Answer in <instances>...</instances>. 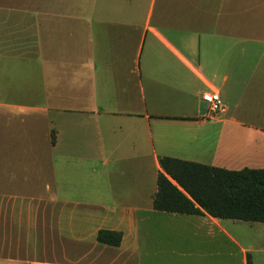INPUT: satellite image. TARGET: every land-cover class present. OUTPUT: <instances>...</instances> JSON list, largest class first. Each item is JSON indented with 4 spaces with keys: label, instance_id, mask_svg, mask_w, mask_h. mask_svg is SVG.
<instances>
[{
    "label": "crops",
    "instance_id": "obj_1",
    "mask_svg": "<svg viewBox=\"0 0 264 264\" xmlns=\"http://www.w3.org/2000/svg\"><path fill=\"white\" fill-rule=\"evenodd\" d=\"M203 1L32 0L0 86L17 65L41 105L0 94V134L24 110L51 128L38 164L0 158V264H264V224L154 209L162 157L264 169V0ZM51 235L85 250L15 249L65 253Z\"/></svg>",
    "mask_w": 264,
    "mask_h": 264
},
{
    "label": "trees",
    "instance_id": "obj_2",
    "mask_svg": "<svg viewBox=\"0 0 264 264\" xmlns=\"http://www.w3.org/2000/svg\"><path fill=\"white\" fill-rule=\"evenodd\" d=\"M159 163L156 211L264 224V169L230 171L172 157H162ZM122 241L117 231L97 235L102 246L119 248ZM248 264H253L250 255Z\"/></svg>",
    "mask_w": 264,
    "mask_h": 264
},
{
    "label": "rangeland",
    "instance_id": "obj_3",
    "mask_svg": "<svg viewBox=\"0 0 264 264\" xmlns=\"http://www.w3.org/2000/svg\"><path fill=\"white\" fill-rule=\"evenodd\" d=\"M212 7L206 3V0L201 2V14L207 18L208 10ZM31 9L32 0H0V46L3 47L7 41L8 43L16 42L19 39V20L26 14H31ZM18 69L19 67L16 65L13 70L14 72L8 75L6 81H3L2 86H0V94L6 99L8 98L13 101L28 104L27 107L37 108V106L41 105L40 92L34 96L31 91L33 88L31 84L32 80L19 79ZM36 88L39 90L38 86ZM14 120L11 122L15 124L14 126L9 127L5 124L3 125L5 130L0 134V158L19 160L20 156L23 159H32V163L35 162L38 164L39 160H42L46 154L47 149L44 146L46 145L47 137L50 135L51 125L44 117H38V113L26 110L21 113V116L14 117ZM251 120L257 121L258 124L264 123V119L261 118H251ZM45 162L42 161L40 164ZM58 209H55V214L58 213ZM51 237L53 238L52 235ZM53 239L56 243H60L59 245L66 247L67 251L65 253L62 252L61 248L56 245L55 249L52 250L45 247L43 250L33 251L32 248L27 247L24 239L20 238V236L19 246L15 247V249L18 250L20 255H37L41 258L57 261H65L67 258H73V256L85 250L84 247L74 246L69 242L57 241L55 237ZM12 252L15 253L16 251L13 249Z\"/></svg>",
    "mask_w": 264,
    "mask_h": 264
},
{
    "label": "built area",
    "instance_id": "obj_4",
    "mask_svg": "<svg viewBox=\"0 0 264 264\" xmlns=\"http://www.w3.org/2000/svg\"><path fill=\"white\" fill-rule=\"evenodd\" d=\"M203 98L209 104L211 113L217 114L222 110V101L218 93H209Z\"/></svg>",
    "mask_w": 264,
    "mask_h": 264
}]
</instances>
